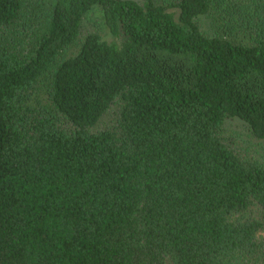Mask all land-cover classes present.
I'll use <instances>...</instances> for the list:
<instances>
[{
    "label": "trees",
    "instance_id": "trees-1",
    "mask_svg": "<svg viewBox=\"0 0 264 264\" xmlns=\"http://www.w3.org/2000/svg\"><path fill=\"white\" fill-rule=\"evenodd\" d=\"M230 119L264 150V0H0V264H264Z\"/></svg>",
    "mask_w": 264,
    "mask_h": 264
},
{
    "label": "rangeland",
    "instance_id": "rangeland-1",
    "mask_svg": "<svg viewBox=\"0 0 264 264\" xmlns=\"http://www.w3.org/2000/svg\"><path fill=\"white\" fill-rule=\"evenodd\" d=\"M97 14L98 13L91 14L89 18L85 20L83 31L101 29L105 38L110 39L111 35L109 34L107 28H105L101 24L100 17ZM204 20H202V23L204 27H206V22ZM101 25L104 28H101ZM227 127L230 133L236 139L237 143L240 144V146H242L244 150L248 151L251 154L264 158V150L262 148L261 142L254 136H252L249 128L241 120L230 119L227 122Z\"/></svg>",
    "mask_w": 264,
    "mask_h": 264
}]
</instances>
